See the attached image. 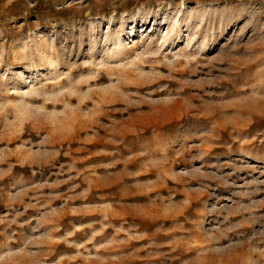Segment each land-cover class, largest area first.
Masks as SVG:
<instances>
[{"label": "rangeland", "instance_id": "rangeland-1", "mask_svg": "<svg viewBox=\"0 0 264 264\" xmlns=\"http://www.w3.org/2000/svg\"><path fill=\"white\" fill-rule=\"evenodd\" d=\"M0 264H264V0H0Z\"/></svg>", "mask_w": 264, "mask_h": 264}]
</instances>
